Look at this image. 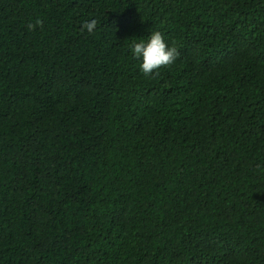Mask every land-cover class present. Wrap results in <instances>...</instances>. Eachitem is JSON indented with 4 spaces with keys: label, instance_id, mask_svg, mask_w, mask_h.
I'll use <instances>...</instances> for the list:
<instances>
[{
    "label": "trees",
    "instance_id": "obj_1",
    "mask_svg": "<svg viewBox=\"0 0 264 264\" xmlns=\"http://www.w3.org/2000/svg\"><path fill=\"white\" fill-rule=\"evenodd\" d=\"M0 264H264V0H0Z\"/></svg>",
    "mask_w": 264,
    "mask_h": 264
},
{
    "label": "clouds",
    "instance_id": "obj_2",
    "mask_svg": "<svg viewBox=\"0 0 264 264\" xmlns=\"http://www.w3.org/2000/svg\"><path fill=\"white\" fill-rule=\"evenodd\" d=\"M41 21L37 20L36 24L29 23L27 27L34 29L40 25ZM97 27V20L85 21L81 26V31L87 30L92 33ZM131 53L134 58L142 60L140 64L141 71L147 76L161 67H167L174 63L179 53L175 46H168L163 35L159 31L151 32L147 42L141 40L131 46Z\"/></svg>",
    "mask_w": 264,
    "mask_h": 264
}]
</instances>
